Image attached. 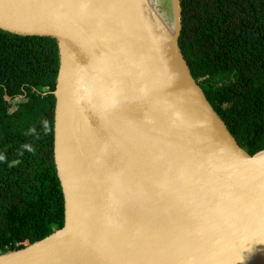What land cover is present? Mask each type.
<instances>
[{"label": "water", "instance_id": "obj_1", "mask_svg": "<svg viewBox=\"0 0 264 264\" xmlns=\"http://www.w3.org/2000/svg\"><path fill=\"white\" fill-rule=\"evenodd\" d=\"M0 0V27L57 39L64 223L0 264H264V148L193 79L180 0Z\"/></svg>", "mask_w": 264, "mask_h": 264}, {"label": "trees", "instance_id": "obj_2", "mask_svg": "<svg viewBox=\"0 0 264 264\" xmlns=\"http://www.w3.org/2000/svg\"><path fill=\"white\" fill-rule=\"evenodd\" d=\"M179 46L237 144L264 148V0H180ZM57 39L0 27V253L64 223L54 162ZM18 101H15V100Z\"/></svg>", "mask_w": 264, "mask_h": 264}, {"label": "bare ground", "instance_id": "obj_3", "mask_svg": "<svg viewBox=\"0 0 264 264\" xmlns=\"http://www.w3.org/2000/svg\"><path fill=\"white\" fill-rule=\"evenodd\" d=\"M154 7L156 8V10L162 14L164 17H167L169 15L168 13V7H167V0H150Z\"/></svg>", "mask_w": 264, "mask_h": 264}, {"label": "rangeland", "instance_id": "obj_4", "mask_svg": "<svg viewBox=\"0 0 264 264\" xmlns=\"http://www.w3.org/2000/svg\"><path fill=\"white\" fill-rule=\"evenodd\" d=\"M15 101H18L17 99Z\"/></svg>", "mask_w": 264, "mask_h": 264}]
</instances>
